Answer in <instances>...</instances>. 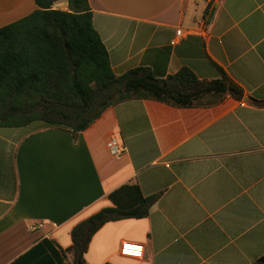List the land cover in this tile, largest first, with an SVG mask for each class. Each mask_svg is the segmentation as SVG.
I'll return each mask as SVG.
<instances>
[{"label": "crops", "instance_id": "obj_1", "mask_svg": "<svg viewBox=\"0 0 264 264\" xmlns=\"http://www.w3.org/2000/svg\"><path fill=\"white\" fill-rule=\"evenodd\" d=\"M88 3L116 75L188 68L210 81L218 66L244 96L194 107L130 99L76 137L0 128V264L45 238L67 249L73 227L113 207L109 195L125 185L159 198L147 217L97 231L86 264L255 262L264 254V107L253 104L264 101V0ZM36 9L34 0H0V28ZM113 138L120 157L107 146ZM123 242L142 244L143 257H122Z\"/></svg>", "mask_w": 264, "mask_h": 264}, {"label": "trees", "instance_id": "obj_2", "mask_svg": "<svg viewBox=\"0 0 264 264\" xmlns=\"http://www.w3.org/2000/svg\"><path fill=\"white\" fill-rule=\"evenodd\" d=\"M34 2L37 9L31 14L0 28V128L44 126L76 137L106 110L130 99L194 107L205 100L214 104L244 96L218 66L219 78L210 81L188 68L164 78L148 67L116 75L94 28L88 0ZM61 2L65 10L56 7ZM253 104L264 107V101ZM109 197L113 207L73 227L70 247L56 250L45 238L10 264H86L85 254L97 231L108 222L147 217L159 195L143 196L136 185H125ZM251 264H264V254Z\"/></svg>", "mask_w": 264, "mask_h": 264}, {"label": "built area", "instance_id": "obj_3", "mask_svg": "<svg viewBox=\"0 0 264 264\" xmlns=\"http://www.w3.org/2000/svg\"><path fill=\"white\" fill-rule=\"evenodd\" d=\"M182 35V30L177 31V36ZM110 153L114 157H120L124 151L122 144H120L116 139H111L107 144ZM119 254L122 257L141 259L144 254V246L140 243L135 242H123L119 249Z\"/></svg>", "mask_w": 264, "mask_h": 264}, {"label": "rangeland", "instance_id": "obj_4", "mask_svg": "<svg viewBox=\"0 0 264 264\" xmlns=\"http://www.w3.org/2000/svg\"><path fill=\"white\" fill-rule=\"evenodd\" d=\"M58 7H59V8H64V7H66L65 2H61V3H59Z\"/></svg>", "mask_w": 264, "mask_h": 264}]
</instances>
